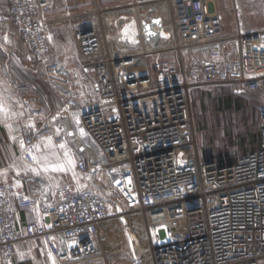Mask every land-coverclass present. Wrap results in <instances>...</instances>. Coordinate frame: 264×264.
Segmentation results:
<instances>
[{"label":"built area","instance_id":"built-area-1","mask_svg":"<svg viewBox=\"0 0 264 264\" xmlns=\"http://www.w3.org/2000/svg\"><path fill=\"white\" fill-rule=\"evenodd\" d=\"M3 1L26 48L25 68L61 100L21 128L23 156L35 163L37 142L57 126L87 185L61 186L50 198L28 193L31 183L0 181V264H18L17 244L33 239L59 264H114L113 256L264 264V31L247 29L241 0H232L233 32L216 0H96L86 12L68 10L78 44L71 66L54 51L56 0ZM155 19L160 34L149 37L144 26ZM132 22L135 41L119 35ZM115 42L133 50L118 54ZM214 88L263 98L259 147L230 165L203 161L198 151L192 92ZM16 208L36 209V217L21 223ZM113 220L123 235L107 251L104 224Z\"/></svg>","mask_w":264,"mask_h":264},{"label":"crops","instance_id":"crops-1","mask_svg":"<svg viewBox=\"0 0 264 264\" xmlns=\"http://www.w3.org/2000/svg\"><path fill=\"white\" fill-rule=\"evenodd\" d=\"M95 1L56 0L55 7L49 13L57 20L53 25L58 34L53 42L54 51L68 66L74 63L78 44L71 23L64 19V15L68 10L76 13L86 12L93 8ZM126 1H116L114 4ZM241 1L243 16L252 18L250 15L256 14L257 16L253 18H258L262 22L259 28L247 29L264 31V0ZM106 3L105 1L104 4ZM231 4L224 0H216V6L226 13L228 32H233L234 28L230 20ZM6 17L7 4L0 0V21L5 20V27L0 28V181L10 187H26L31 183L33 188L27 192L35 197L41 195L55 197L57 189L64 185L80 189L87 183L81 180V176L75 178L67 169L73 159L76 163V149L58 135L57 126L55 135H46L37 142L35 163H28L23 156L21 128L33 123V117L38 121L46 114L58 110L61 100L44 78L31 74L25 68L27 52L21 33ZM259 95L261 102L262 95ZM82 99H86L84 95ZM16 213L21 223L36 217V209L16 208ZM105 226L106 224L104 228ZM16 260L18 264H59L47 246L36 239L24 240L17 244Z\"/></svg>","mask_w":264,"mask_h":264},{"label":"rangeland","instance_id":"rangeland-1","mask_svg":"<svg viewBox=\"0 0 264 264\" xmlns=\"http://www.w3.org/2000/svg\"><path fill=\"white\" fill-rule=\"evenodd\" d=\"M101 1V0H99ZM105 1V0H104ZM227 4L232 0H224ZM108 2V1H106ZM242 16H243V3ZM223 10V9H222ZM225 13V12H224ZM226 15V13H225ZM231 24L234 25L236 17L230 9ZM228 16V14H227ZM243 16L247 28H259L262 22L256 14ZM116 53L123 54L132 51L122 50L117 42L114 43ZM231 96L234 101L240 98L241 109H238L237 101L230 106H224L220 100L223 97ZM259 93L250 96H236L227 88H214L213 90H198L192 95V110L196 130L198 151L203 161H216L218 165H230L239 158L255 151L260 142V124L263 109V100L258 98ZM75 178L80 176L75 167V159L67 167ZM115 221L106 223L105 229L108 232L109 242L106 245L107 251L116 246L122 237L121 227L115 226ZM144 221L140 218V223ZM112 245H111V243ZM114 264H131L129 256H113ZM106 264L105 262H99Z\"/></svg>","mask_w":264,"mask_h":264},{"label":"bare ground","instance_id":"bare-ground-1","mask_svg":"<svg viewBox=\"0 0 264 264\" xmlns=\"http://www.w3.org/2000/svg\"><path fill=\"white\" fill-rule=\"evenodd\" d=\"M137 29L135 22H132L127 24L126 27L120 31L119 35L124 37L129 36L132 41H135L138 34ZM144 30L149 37H157L161 30V20L155 19L152 23H146Z\"/></svg>","mask_w":264,"mask_h":264},{"label":"trees","instance_id":"trees-1","mask_svg":"<svg viewBox=\"0 0 264 264\" xmlns=\"http://www.w3.org/2000/svg\"><path fill=\"white\" fill-rule=\"evenodd\" d=\"M116 1H121V0H109L107 3L108 4H114V2H116ZM240 100V98H237V103H238V106H237V108L238 109H241V102H242V100H241V102L239 101ZM236 101H234L233 100V98L231 97V96H227V97H223V98H221V100H220V102L224 105V106H230V105H232L234 102H236Z\"/></svg>","mask_w":264,"mask_h":264}]
</instances>
